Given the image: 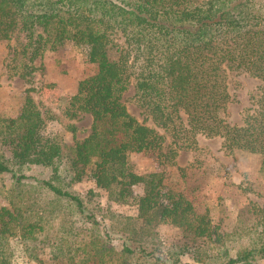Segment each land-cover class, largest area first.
Instances as JSON below:
<instances>
[{
	"label": "trees",
	"instance_id": "1",
	"mask_svg": "<svg viewBox=\"0 0 264 264\" xmlns=\"http://www.w3.org/2000/svg\"><path fill=\"white\" fill-rule=\"evenodd\" d=\"M0 40L14 41L9 71L27 81L44 49L66 40L84 46L97 64L63 110L92 116L90 133L73 145L57 131L39 132L57 114L29 94L34 86L16 116L0 115V197L7 201L0 206V264H13V238L41 264H182L185 247L195 264H259L264 204L257 240L234 250L228 233L185 193L161 203L163 174L136 172L130 154L153 149L174 159L197 147L202 134L222 138L229 151L260 153L264 162V0H0ZM236 71L259 79L240 121L230 119ZM132 82L142 121L124 101ZM65 126L77 129L72 120ZM167 136L172 143L163 151ZM36 169L44 176L27 173ZM88 173L110 200L137 205L138 215L119 228L127 233L120 249L96 210L67 187ZM140 182L144 192L131 198L128 186ZM76 214L85 221L77 224ZM162 218L186 240L166 243L155 229ZM44 245L47 261L34 253Z\"/></svg>",
	"mask_w": 264,
	"mask_h": 264
},
{
	"label": "rangeland",
	"instance_id": "2",
	"mask_svg": "<svg viewBox=\"0 0 264 264\" xmlns=\"http://www.w3.org/2000/svg\"><path fill=\"white\" fill-rule=\"evenodd\" d=\"M116 40L120 41L119 38ZM13 43V40H0V115L16 116L28 94L27 88L34 86L37 89L29 94L57 114L56 118L41 124L39 132L47 136L56 131L62 133L67 145H73L76 140L85 138L91 131V114L80 112L76 117H68L63 110L75 94L79 81L97 70V64L89 60L88 50L84 46L75 45L72 40H66L57 48H45L35 60L37 69L32 81H27L9 71ZM235 79L237 86L232 88L235 100L231 104L230 119L240 121L244 109L250 105L251 94L258 89L259 79L242 71H236ZM123 96L129 111L139 120H144L145 114L136 102L133 82ZM71 120L76 123L75 131L65 126ZM198 139L197 147L180 149L174 159L161 157L158 150L134 151L130 154L131 165L138 173L158 171L163 174L160 186L161 203L170 204L171 194L175 192L185 193L193 201L197 212H208L214 224L228 233L226 240L232 249L244 248L258 237L255 229L256 213L264 204L263 156L243 149L226 150L222 138L218 136L198 134ZM171 143L167 136L162 150H168ZM27 173L44 176L45 171L36 169L28 170ZM67 187L80 193L88 205L96 210L97 219L110 231L111 242L118 249L122 248L127 233H119V228L122 229L127 220L130 221L128 215H138L135 201L110 200L107 192L96 185L95 176L91 173L81 180L70 182ZM127 189L133 198L144 192V184H132ZM6 202L0 197V206ZM74 219L77 224L85 221L80 214H76ZM90 222L87 221V224ZM155 229L166 243L186 240L182 231L168 219L162 218ZM12 245L13 264H41L20 239L13 238ZM34 253L47 261L50 247H38ZM192 254L193 251L185 247L181 263L195 264ZM163 259L172 263L167 255ZM259 264H264V257L260 258Z\"/></svg>",
	"mask_w": 264,
	"mask_h": 264
}]
</instances>
